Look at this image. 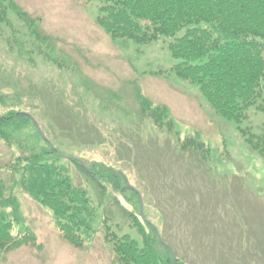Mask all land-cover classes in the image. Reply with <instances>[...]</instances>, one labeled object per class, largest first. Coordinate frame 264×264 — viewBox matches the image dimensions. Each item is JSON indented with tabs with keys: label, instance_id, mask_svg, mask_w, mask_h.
<instances>
[{
	"label": "rangeland",
	"instance_id": "1",
	"mask_svg": "<svg viewBox=\"0 0 264 264\" xmlns=\"http://www.w3.org/2000/svg\"><path fill=\"white\" fill-rule=\"evenodd\" d=\"M15 2L50 41L37 39L10 13L13 29L5 31L10 45L0 37V112L19 105L66 156L125 174L141 194L143 216L182 262L264 264V160L234 121L214 113L196 86L154 74L174 63L166 44L113 41L95 23L97 1ZM139 93L169 107L182 138L204 140L210 159L177 152L172 135L141 118ZM242 125L259 133L264 113L252 108ZM18 154V145L0 139V164ZM69 168L97 206L93 239L82 248L65 241L51 211L13 186L17 175L3 170L20 203L15 232H32L36 244L5 253L0 264H116L102 226L107 216L113 231L139 238L121 207L134 210L146 225L139 196L111 191L117 201L110 192L103 198V190Z\"/></svg>",
	"mask_w": 264,
	"mask_h": 264
},
{
	"label": "trees",
	"instance_id": "2",
	"mask_svg": "<svg viewBox=\"0 0 264 264\" xmlns=\"http://www.w3.org/2000/svg\"><path fill=\"white\" fill-rule=\"evenodd\" d=\"M91 1L99 3L95 23L113 41L166 44L174 63L154 74L196 86L214 113L234 121L245 141L264 160V125L259 133L242 125L249 120L252 108L264 113V0H84ZM11 12L37 39L49 40L15 0H0V37L7 45L11 39L5 31L13 29ZM46 57L57 61L50 55ZM205 57L206 61H197ZM137 98L141 118L172 135L177 152L197 156L201 162L210 159L211 148L204 140L191 135L182 138L169 107L153 104L140 93ZM18 106L0 112V139L9 146L18 145L20 150L11 162L0 164V259L21 246L36 244L32 232H15L16 224L21 223L20 203L1 176L3 170L17 175L13 186H19L34 202L51 211L65 241L82 248L95 234L97 206L88 189L73 181L69 166L103 190V198L109 192L114 198L112 192L125 196L128 191L137 196L139 192L129 185L125 174L102 162L87 163L66 156L37 129L34 116ZM121 207L139 238L113 231L109 216L103 220L105 241L111 246L116 264H186L159 239L146 217L145 225L134 210Z\"/></svg>",
	"mask_w": 264,
	"mask_h": 264
},
{
	"label": "water",
	"instance_id": "3",
	"mask_svg": "<svg viewBox=\"0 0 264 264\" xmlns=\"http://www.w3.org/2000/svg\"><path fill=\"white\" fill-rule=\"evenodd\" d=\"M38 126V125H37ZM39 127V126H38Z\"/></svg>",
	"mask_w": 264,
	"mask_h": 264
}]
</instances>
